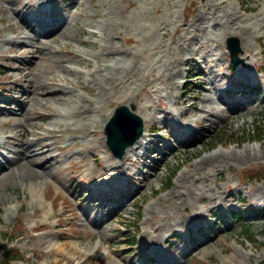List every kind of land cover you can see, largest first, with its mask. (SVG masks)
Wrapping results in <instances>:
<instances>
[{"label":"rangeland","instance_id":"obj_1","mask_svg":"<svg viewBox=\"0 0 264 264\" xmlns=\"http://www.w3.org/2000/svg\"><path fill=\"white\" fill-rule=\"evenodd\" d=\"M39 1L0 0V80L6 90L12 91L9 92L12 97L19 96L24 101L21 90L31 79L28 70H11L17 61L4 58L20 55L35 61L34 46L51 38L64 25L72 30L74 37L53 42V74H36L33 80L38 88L45 82L49 86L56 82L53 89L63 88L73 101L68 99L65 104L51 103L38 109L44 113L59 112L56 124L43 118L30 123L33 128L29 139L59 130L52 153L57 157L49 174L36 180L13 179L0 187V246L12 247L21 257V262L8 264H147L148 226L159 221L164 212H176L170 203L185 177L196 175L199 161L219 153L225 155L223 163L205 166L208 181H201L189 190L187 198L194 207L183 205V216L159 221L160 232L182 231L173 243L169 258H177L180 253L179 264H263L264 141L250 140L255 137L253 132L258 122L264 130V72L259 71L264 67V2L53 0L52 28L46 29L35 21L29 24L30 19L40 14ZM10 2L19 18L30 25V33L23 28L25 23L9 10ZM227 26L231 27V33H225ZM241 27H254L253 37L249 39L252 47L243 49L241 55L250 64L232 66L225 41L235 36L240 46L246 43V36L235 33ZM21 32L24 36L28 34L22 46L27 48L23 49L17 47L22 41ZM8 38L16 42L9 45L5 42ZM187 41L190 46L183 49L178 61L177 45ZM213 44L220 47L216 49ZM116 48L138 55L139 69L132 74L134 83L126 89L121 88L123 77L107 69L130 62L118 54L108 55ZM208 66L212 68L205 71ZM198 67L206 75L197 74ZM172 72L177 74L172 77ZM220 73L225 79L221 80ZM239 74L248 77L245 82L259 84V91L249 92L248 88L247 92H236L239 86H233L232 80ZM207 78L213 80L208 90L200 87ZM170 82L174 87L163 91ZM213 86L221 88L217 96L228 103L216 99ZM110 88L111 91H106ZM126 90H130L128 99L122 97ZM197 94L199 98L193 100ZM204 95L213 97V101L202 103ZM80 97L91 102L84 110L83 106L79 108ZM193 101L199 107L205 104L207 109L215 108L220 117L203 119L200 112L190 107ZM132 103L136 109L152 105L144 114L148 117L144 126L150 131L153 127L160 129L149 133L152 145L148 150H158L152 157L146 158L150 152L144 155L146 165L135 161L136 156H128L125 166H131L135 175L125 183V189L116 193L120 196L127 192L128 196L118 200L116 206L95 207L86 192L93 178L85 170L91 167L99 180L111 181L104 167L115 158L106 145L104 127L117 106ZM238 103L244 107L241 114L232 110ZM8 108L14 110L8 116L17 119L19 106L13 104ZM185 109L189 116L186 126L182 123ZM8 128L0 125V133H12ZM192 130L194 134L190 136ZM240 139L249 141L241 144ZM162 154L168 156L163 162ZM94 157H98L100 166L94 163ZM106 157L109 162L105 161ZM77 164L83 166L79 171L73 168ZM158 165L161 167L154 175ZM192 182L190 178L187 185ZM198 195L203 199L198 201ZM194 208L204 211L198 220L190 219L192 212H197ZM53 210L54 216L45 222L49 226L40 228ZM210 212L213 220L209 219ZM190 224L207 229L203 241L193 250L188 249L187 243L186 227ZM246 228L251 242L243 233ZM133 235L138 239L131 245ZM58 244L65 250L54 252L52 247Z\"/></svg>","mask_w":264,"mask_h":264},{"label":"bare ground","instance_id":"obj_2","mask_svg":"<svg viewBox=\"0 0 264 264\" xmlns=\"http://www.w3.org/2000/svg\"><path fill=\"white\" fill-rule=\"evenodd\" d=\"M258 1L264 2V0H257V2ZM39 2L43 5L49 2V0H40ZM9 10H11L13 14H15L16 18L21 19L19 18V13L16 11V9L12 7L11 2L9 4ZM21 20L23 21V23H25L23 24V28L28 30L27 33H30L31 31L29 27L30 25L27 23V21L24 22L23 19ZM64 27H65L64 25L59 26L57 30H55V34L51 38L47 39L46 41H41L40 44H37L34 46V50L32 51V53L34 55L35 61L25 60V58H23L20 55L11 56L10 59L4 58L7 60L17 61V64H15V66L10 69L13 71H18V72L23 71V70H28L27 74H29L31 79L29 81V84L27 86H24L23 90H21V94H23L25 98H24V101L19 102V108H18L19 112H17L18 117H16L17 119H14L13 117H6L8 116L7 115L8 113L5 111L0 112V115H4L0 117L1 124L4 127L9 126L8 129L12 131V133L5 136L3 140L0 139V145H3L8 152L7 155H4L5 157L4 164H0V187L1 186L4 187L9 181L13 179L15 180L20 179L21 181L36 180L39 177H42L44 175L46 176V174H49V170L53 166V163L56 161L57 156H54L52 153L55 150L54 139L57 138V134L59 133V130H51L49 131L48 135L38 136L36 139H29L28 136L29 134L32 133L31 129L33 128V126H30V123L33 122V120L43 118V119L49 120L50 123L52 124H56L57 120H55L56 119L55 117L60 116L59 112L44 113V112L39 111L38 110L39 108H42V107L44 108L45 106L51 103L57 104V103L62 102L63 104H65L67 103L66 101H68V99L73 101L72 95L66 94L63 88L58 86L57 89H53L55 86H57L56 82L52 81L50 86L45 82L41 88H38L36 85V82L33 80L36 74L42 75V76L53 74V71L55 69V64L53 62L54 55H53V52L51 51L53 42L58 38H61L64 40V39H67V37L69 38L74 37L72 30L67 27L65 29ZM80 28L81 27L79 26V30ZM230 29L231 27L229 26H227V28H224L225 33H231L232 29L231 30ZM253 29L254 27L253 28L241 27L235 30V33L237 34L241 33V35L247 37L246 43H244L242 40L243 42V44L241 45L242 50L251 49L252 43L249 41V39L253 37V34H254ZM154 31L158 32V30H154ZM22 33L24 32H21L20 34L21 35L20 39L22 41H19L17 43V47L21 46V49L27 48L26 46L25 47H22V46L25 45L24 40L28 36V34L24 36ZM92 33L93 35L100 36L98 34L99 32L92 31ZM102 33L104 34V30L102 31ZM5 42L9 45H12L16 41H13L12 39L8 38L5 40ZM189 46H190V41H187L185 43L183 42L180 45H177V49H178L177 60L178 61L182 57V53L184 51L183 49H188ZM213 46L217 49L220 47V44H213ZM114 54H118L120 57H127L130 59V62L126 66H121V65L115 66L114 65V66L107 67L109 71H113L115 72V74L123 77V81L121 83L122 89L129 88L132 85V83H134L132 82V74L139 69L138 68L139 66L138 55L132 51H123L119 48H116L113 53H110L108 55H114ZM249 55L252 56V53ZM247 59L248 58L245 59V61L247 62L242 63L244 66H248L250 64V61ZM194 61L196 64H199V61H196V60ZM210 68H212V66H208V69L206 68L205 71H209ZM242 68H241V71H242ZM198 69H199L198 70L199 74L204 73V69L200 67H198ZM175 74H177V72L176 73L172 72V77ZM204 74L206 75V73ZM220 77L222 80V79H225L226 76L220 73ZM246 78L247 77H244L241 74H239V76L233 81H246ZM211 80L212 79L207 78L205 81H203L200 87L208 90V84L211 83ZM114 82L116 83L115 80ZM170 83H171L170 85L163 87L162 90L167 91L168 88H173L175 84L173 82H170ZM223 84L221 86H223ZM212 88H213L212 90L213 93L216 95V99L220 100L221 98L220 96L219 97L217 96V93L221 91V88L216 87V86H213ZM103 89L105 90L104 87ZM111 90L112 88L106 91H111ZM156 90L160 91L161 89H156ZM129 94H130V90H126L125 92H123L122 97L128 99ZM196 98H199L198 94L193 96V100H195ZM201 100H202V103L208 104L213 101V97L204 95L201 98ZM87 104H91V102L85 98L83 101V98L80 97L79 108L83 106L82 108L84 110V106H86ZM205 104H202V106L199 107L193 101L189 105L193 111L195 110L197 112H200L202 114L201 117L203 119H205V117L207 118L208 116H215V117L219 116L220 117L219 112L215 110V108L211 107L207 109V106ZM150 107H152V105H147V106L143 105L136 109V114H138L143 119L144 122H146V118L148 121V117L145 115L146 116L145 118L144 114L146 112V109ZM243 109H244L243 106H241L240 104H237L232 110L234 113L241 114ZM183 115L185 118L183 119L182 123L183 125L184 124L186 125L188 124V121H189V119H187V117H189L188 110L185 109L183 111ZM12 120H14V122H12L11 124ZM206 120H209V119H206ZM162 127H165V125H163ZM7 144H11L12 148L8 147ZM149 144H152V140L148 136V127L144 126V131H143L142 136L133 146L129 147L126 150L124 158L120 162L117 161L118 163L113 162L114 160L112 159L110 161L111 162L110 165L104 167L105 171H109L108 173L109 176L116 175L115 177H121V178L133 177L135 175V173L133 172V168L131 166L130 167L125 166L126 162L128 161L127 157L136 156V154H138L139 151L142 152L143 155H146L147 152H150L148 150ZM155 152L156 151L147 154L146 158L152 157ZM161 156H162V162L168 158V156L165 154H162ZM224 159H226L225 155L223 153H219V154L211 155L209 157H205L204 159L199 161L196 164V167H198L196 169V175L194 174V175H189V177H185L187 179L183 180L182 187L178 188L176 192V196H174V201L170 203V205L174 209H176V212H173V211L164 212L165 215H161V220L171 219V218L174 219L176 215H182L181 207L183 205L194 207V205H191V202H189L187 198L190 188L192 186H195L201 181H208V174L207 172H205V166L215 167L218 164L223 163ZM93 160L97 166L101 165V162L98 159V157H94ZM105 161L109 162V159L106 157ZM151 161L153 160L151 159ZM141 164L146 165L144 160H142ZM160 167L161 165H158V167L156 168L154 172V175L157 174V170ZM73 168L76 171H79L83 168V166L80 164H77V165H73ZM85 171L87 172V176H91V178L98 180L99 177H98L97 172L93 170L91 167H87ZM190 178H192L193 182L190 185H187ZM102 183H103L102 181H99L97 182L96 185H101ZM92 184H94V181L92 182ZM107 185L109 184H104V186H107ZM197 199L199 201V200H202L203 197L198 195ZM209 199L213 200L214 197H209ZM200 214H202L201 211L197 213V215H200ZM162 236H163V233L160 235V238H162ZM154 242L158 243L159 240L154 241ZM154 247H156V244H154ZM52 250L54 252H61V251H64L65 248L63 247V245L58 244L57 246H53Z\"/></svg>","mask_w":264,"mask_h":264},{"label":"water","instance_id":"obj_3","mask_svg":"<svg viewBox=\"0 0 264 264\" xmlns=\"http://www.w3.org/2000/svg\"><path fill=\"white\" fill-rule=\"evenodd\" d=\"M227 50L230 52L233 62H241L238 54L241 53L239 41L236 37L227 39ZM131 110L135 106L131 104ZM125 105L115 109L114 114L107 122L105 133L107 135V145L114 156L122 158L128 146L133 145L142 135V119Z\"/></svg>","mask_w":264,"mask_h":264},{"label":"trees","instance_id":"obj_4","mask_svg":"<svg viewBox=\"0 0 264 264\" xmlns=\"http://www.w3.org/2000/svg\"><path fill=\"white\" fill-rule=\"evenodd\" d=\"M258 125H260V123H258ZM258 128H257V131H256V137L258 138V139H264V130L262 129V127H260V126H257ZM244 233H245V235L246 236H248L249 235V233H248V230H244ZM18 256H16V255H13L12 254V250H10V249H8L6 252H5V254H4V262H9L10 260H12V259H15V258H17ZM264 264V263H263Z\"/></svg>","mask_w":264,"mask_h":264}]
</instances>
